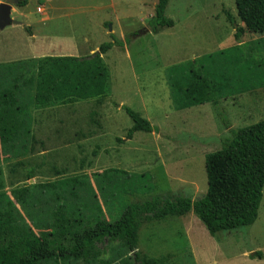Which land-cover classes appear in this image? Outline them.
<instances>
[{
  "label": "rangeland",
  "instance_id": "obj_1",
  "mask_svg": "<svg viewBox=\"0 0 264 264\" xmlns=\"http://www.w3.org/2000/svg\"><path fill=\"white\" fill-rule=\"evenodd\" d=\"M157 2L27 0L26 5L13 6L12 17L21 23L0 29V81L8 65L49 55L88 56L103 42L115 38L121 43L116 41L102 55L109 76L99 97L43 106L34 102L35 91L27 89L32 137L26 150L18 146L2 155L0 193L86 175V193L78 190L81 198L93 202L96 194L103 205L93 174L109 170L101 180L115 181L119 191L110 205H103L108 220L124 206L154 196L193 201L204 196L206 155L221 149L230 137L225 121L241 128L264 119V86L225 97L216 107L204 103L177 112L170 87L172 67L237 45L236 26L226 12L237 26L243 23L235 0H170L166 16L174 25L156 32L149 20ZM263 38L246 31L241 40ZM123 105L140 112L159 132L137 131L127 138L133 121ZM61 191L33 188L27 208L19 206L37 231L52 221L50 212L60 204L56 192ZM139 249L150 257L167 256L170 264H264V256L251 257L256 251L264 255V190L258 218L250 226L212 235L194 211L170 215L143 224Z\"/></svg>",
  "mask_w": 264,
  "mask_h": 264
},
{
  "label": "trees",
  "instance_id": "obj_2",
  "mask_svg": "<svg viewBox=\"0 0 264 264\" xmlns=\"http://www.w3.org/2000/svg\"><path fill=\"white\" fill-rule=\"evenodd\" d=\"M169 1L158 0L149 20L153 31L174 25L166 16ZM235 3L243 26H237L236 18L226 13L236 26L237 45L174 65L170 70L177 109L207 102L216 107L223 97L264 86V38L241 40L246 31L264 35V0ZM26 4L27 0L21 3ZM116 41L114 38L103 42L98 51L88 56L49 55L35 62L6 66V77L0 81V161L4 153L13 152L18 146L26 150L32 137V114L25 100L27 89L35 91L34 102L43 106L103 95L109 74L102 55ZM122 108L133 121L127 138L137 131L159 132L140 112L127 105ZM224 123L231 135L221 149L206 155L208 189L195 201L186 196L173 200L154 196L124 206L116 218L108 220L103 205H110L119 191L115 181L101 180L109 170L93 174L104 198L103 205L96 194L93 202L86 196L81 198L78 190L86 193V175L32 183L13 189L11 194L1 192L0 264H170L167 256L150 257L139 249L144 223L194 211L212 235L254 224L264 190V119L241 128L232 127L229 121ZM57 187L62 189L56 192L60 204L50 212L52 221L36 232L37 227L27 222L19 206L27 208L33 188L55 191ZM66 193L74 200L68 199ZM263 256L261 251L251 254Z\"/></svg>",
  "mask_w": 264,
  "mask_h": 264
},
{
  "label": "water",
  "instance_id": "obj_3",
  "mask_svg": "<svg viewBox=\"0 0 264 264\" xmlns=\"http://www.w3.org/2000/svg\"><path fill=\"white\" fill-rule=\"evenodd\" d=\"M23 1L24 0H5L0 3V29H4L9 25H15L21 23L20 21L12 17V9L14 5L21 4ZM146 31L147 30L144 31L142 30L141 33Z\"/></svg>",
  "mask_w": 264,
  "mask_h": 264
},
{
  "label": "crops",
  "instance_id": "obj_4",
  "mask_svg": "<svg viewBox=\"0 0 264 264\" xmlns=\"http://www.w3.org/2000/svg\"><path fill=\"white\" fill-rule=\"evenodd\" d=\"M242 93V92H241ZM233 96V95H232ZM225 97H223V98H221V99H219V102H221L222 101V99H224ZM207 103H211V102H207ZM212 104V103H211ZM192 107H194V106H192ZM188 108H190V107H188ZM184 109H187V108H184ZM182 109H177V112H179V111H181ZM168 121H169V119H168ZM36 230V229H35ZM36 232H38L37 230H36Z\"/></svg>",
  "mask_w": 264,
  "mask_h": 264
}]
</instances>
